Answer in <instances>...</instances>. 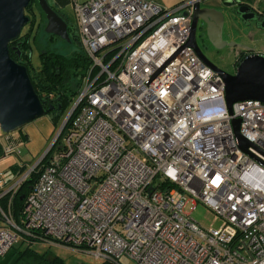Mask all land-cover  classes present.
<instances>
[{"label": "built area", "instance_id": "built-area-1", "mask_svg": "<svg viewBox=\"0 0 264 264\" xmlns=\"http://www.w3.org/2000/svg\"><path fill=\"white\" fill-rule=\"evenodd\" d=\"M196 1H74L89 66L43 155L6 188L0 174L1 256L39 241L116 264H264V101L229 111L223 76L190 44ZM19 143L0 128L3 155ZM197 201L220 226L191 217Z\"/></svg>", "mask_w": 264, "mask_h": 264}, {"label": "water", "instance_id": "water-1", "mask_svg": "<svg viewBox=\"0 0 264 264\" xmlns=\"http://www.w3.org/2000/svg\"><path fill=\"white\" fill-rule=\"evenodd\" d=\"M29 1L0 0V128L3 132H11L20 128L28 121L47 113L52 107H44L33 87L27 67L10 54L9 42L20 34L29 19L25 11ZM38 2L46 17L45 31L70 40L67 22L48 4L47 0H38ZM225 2L235 4L234 10L243 20V24L248 25L251 20L257 28L264 27V20L259 23L257 20L259 16L256 17L254 11L247 12L249 5L243 0ZM223 20L224 12L215 4L202 5L201 2L196 1L191 23L190 44L209 65L223 76L224 101L231 111L232 103L238 100L253 98L264 101V52L246 53L238 62L235 72H228L217 66L200 48L196 39V29L198 22L206 24L208 40L214 46L220 47V41H223L221 34ZM17 53H19L18 49ZM233 123L237 137L245 146L248 141L238 131L239 118L234 119Z\"/></svg>", "mask_w": 264, "mask_h": 264}, {"label": "trees", "instance_id": "trees-1", "mask_svg": "<svg viewBox=\"0 0 264 264\" xmlns=\"http://www.w3.org/2000/svg\"><path fill=\"white\" fill-rule=\"evenodd\" d=\"M62 2L63 0H57L56 4L61 7ZM25 11L29 19L23 26L20 34L9 42L10 54L15 60L23 63L27 67L33 87L45 108L48 107L51 102L54 103L57 101L60 103V106L55 103L54 109L48 111L52 117H56L67 109L68 105L74 101L73 99H75L78 94L80 87L79 81L76 82L74 77L76 72L75 69L82 66L83 71L86 66L87 70L89 58L81 45L79 34L71 32L67 17L60 8L56 9V11L67 22L70 40H66L45 31L44 26L46 24V17L38 0H30ZM72 42H75L78 47L73 48L69 53L64 52L62 49ZM33 46H35L38 51V66H34L30 60L29 52ZM17 49L19 53H17ZM27 63L30 64V69ZM25 138L26 134L22 132L16 137L18 140H24ZM54 147L55 144L50 147L28 177L20 183L13 198L14 213L16 216L22 205L23 197L30 192L43 163ZM2 155L0 149V157ZM12 166L16 168V165ZM22 195L23 197H21ZM6 199L7 195H4L1 197L0 203L5 205ZM10 251L14 253L13 260L18 262L23 261L27 264H66L64 259L59 255L49 251L40 252L34 249L31 244H25L20 247L14 245L6 254ZM5 255H0V260L4 257L6 258ZM114 263L115 262L111 260H103L100 264ZM3 264H7V262L5 261Z\"/></svg>", "mask_w": 264, "mask_h": 264}, {"label": "rangeland", "instance_id": "rangeland-1", "mask_svg": "<svg viewBox=\"0 0 264 264\" xmlns=\"http://www.w3.org/2000/svg\"><path fill=\"white\" fill-rule=\"evenodd\" d=\"M75 0H63L61 9L65 16L67 17L68 24L71 27V32L78 34V27L75 20V13L73 8V3ZM205 1V0H204ZM202 1V2H204ZM223 0L219 3V9L223 10L226 14V27L225 33L226 36L229 37L232 33H236L239 38H243L244 40L249 41L248 43L253 44L254 49L257 52H264V27H256L254 26L255 33L251 36V38L246 37L247 27L243 24V20L238 17L239 24L235 21L234 16L236 12H234L233 3H227ZM255 4L256 8L264 9V0H250ZM260 1V3H259ZM241 22V23H240ZM240 24H243L240 26ZM228 25H230V28ZM238 30L241 34L243 32L245 34L239 35ZM78 45L75 42L67 45L62 50L66 53H69L73 48H77ZM30 60L34 66L39 65V55L35 46L31 49ZM235 56L234 55H226L224 59L219 61V64L223 66L226 71L233 72L235 70ZM85 69L82 71V66H79L75 69V80L79 81V87L81 88L84 78ZM78 87V88H79ZM74 100V99H73ZM73 102V101H72ZM70 103L65 111L59 114L56 117H52L50 113L42 114L21 126L18 129L12 130L10 133L13 136L18 137L21 132L26 134V138L21 139V143H19L20 153L17 154L15 152H10L0 157V171L10 173L8 177L11 179H18L25 173L45 152V150L51 144L53 138L57 134L59 128L61 127L62 121L67 114L73 103ZM20 140V139H19ZM2 143L6 144L5 138L2 139ZM1 153L2 148L0 146ZM3 154V153H2ZM16 165V168H12L10 165ZM192 202H188L186 208L190 209ZM190 215L196 221H198L204 227H218L222 223V219L216 214L211 208L206 206L201 201H197L195 207L191 209ZM31 246L40 251H49L56 255L62 257L66 264H100L103 259L95 257V255L91 254L88 251L67 248L61 245H50L47 242H32ZM25 243L19 244L16 243L15 246H24ZM6 258H2L0 260V264H3L5 261L7 264H27L23 261H15L13 260L14 253L10 251L5 255ZM120 264H137L134 260L128 258L127 256H122L119 260ZM115 264V263H114Z\"/></svg>", "mask_w": 264, "mask_h": 264}, {"label": "flooded vegetation", "instance_id": "flooded-vegetation-1", "mask_svg": "<svg viewBox=\"0 0 264 264\" xmlns=\"http://www.w3.org/2000/svg\"><path fill=\"white\" fill-rule=\"evenodd\" d=\"M243 1L249 5L247 12L252 13V11H254L256 13L255 16L256 17L259 16L257 19L259 23H260V21L264 20V9L256 8L255 4L253 2H251L250 0H243ZM47 2L55 11H56V9H59V8L61 9V7L56 4L57 0H47ZM61 11H62V9H61ZM234 12H235V10H234ZM233 16H234L235 21L239 24L238 15L235 13V15H233ZM253 23L254 22L250 20V24H248V25L244 24L247 27L246 37L249 39L255 33ZM197 25L198 26L196 29V39H197V42H198L200 48L202 49V51L206 54V56L210 60H212L217 66H219L221 68H224V67L219 64V61L224 59L226 55L232 54L235 56V59H236L235 60V69H236L238 62L246 53L251 52V51H256L254 49L253 44L248 43L249 41L244 40L243 38H239L238 35H236V33H232L233 31L231 32V35L229 37L226 36V33H225L226 14H225V12H224L223 25L221 28V34H222L223 41H220V44H221L220 47L214 46L208 40L207 35H206V29H207L206 24L198 22ZM242 25L243 24H240V26H242ZM228 26L230 27V25H228ZM238 34L243 35L245 33L243 32V34H241L240 31L238 30ZM29 55L31 56V52H29ZM27 65L30 69V67H31L30 64L27 63ZM233 72H235V70ZM55 103H57V105L60 106V103L57 101H55L54 103L51 102V104H49L48 106H52L51 109H54Z\"/></svg>", "mask_w": 264, "mask_h": 264}, {"label": "crops", "instance_id": "crops-1", "mask_svg": "<svg viewBox=\"0 0 264 264\" xmlns=\"http://www.w3.org/2000/svg\"><path fill=\"white\" fill-rule=\"evenodd\" d=\"M156 1L159 2V3H161V4H163V5H171V4H174L177 0H156ZM221 1H223V0H205L204 2H201V3H202V5H207L208 3H213V4H215V5L218 6L219 3H221ZM12 165H10V166H12ZM12 168H13V166H12ZM0 174H2V176H4L5 181H6L5 184H4V188L8 187L15 180L14 178L11 179L10 177H8V175L10 173H7L6 174V172H4L3 170L0 171ZM2 223L3 222H2V220L0 218V225Z\"/></svg>", "mask_w": 264, "mask_h": 264}]
</instances>
